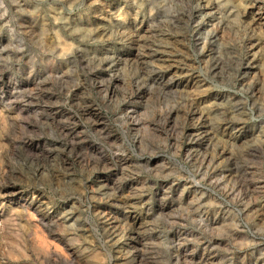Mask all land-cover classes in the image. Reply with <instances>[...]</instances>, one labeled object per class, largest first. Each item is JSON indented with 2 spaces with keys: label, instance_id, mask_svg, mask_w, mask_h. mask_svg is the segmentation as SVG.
Returning <instances> with one entry per match:
<instances>
[{
  "label": "rangeland",
  "instance_id": "rangeland-1",
  "mask_svg": "<svg viewBox=\"0 0 264 264\" xmlns=\"http://www.w3.org/2000/svg\"><path fill=\"white\" fill-rule=\"evenodd\" d=\"M0 264H264V0H0Z\"/></svg>",
  "mask_w": 264,
  "mask_h": 264
}]
</instances>
